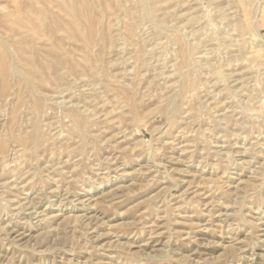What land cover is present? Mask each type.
I'll use <instances>...</instances> for the list:
<instances>
[{
  "label": "rangeland",
  "instance_id": "rangeland-1",
  "mask_svg": "<svg viewBox=\"0 0 264 264\" xmlns=\"http://www.w3.org/2000/svg\"><path fill=\"white\" fill-rule=\"evenodd\" d=\"M0 264H264V0H0Z\"/></svg>",
  "mask_w": 264,
  "mask_h": 264
}]
</instances>
